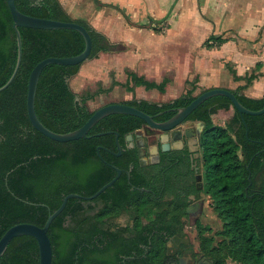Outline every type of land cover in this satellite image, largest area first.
I'll return each mask as SVG.
<instances>
[{
    "label": "trees",
    "instance_id": "16d2710c",
    "mask_svg": "<svg viewBox=\"0 0 264 264\" xmlns=\"http://www.w3.org/2000/svg\"><path fill=\"white\" fill-rule=\"evenodd\" d=\"M15 1L17 8L29 16L76 22L86 27L93 43L90 60L115 47L88 22L74 20L59 0ZM164 21L151 20L155 25ZM20 32L22 63L12 84L0 93V240L17 224L44 227L49 215L61 206L67 195L92 196L116 174L100 160L97 152L99 146H115V135L61 143L37 131L28 115V83L33 69L47 58L81 54L85 49L83 36L74 30L21 28ZM226 41L223 36H210L204 45L207 48L219 47ZM17 55L12 14L7 0H0V88L11 78ZM81 67L49 65L41 74L36 113L40 121L55 133L65 134L84 126L95 112L90 110L88 102L95 101L106 92L99 90L81 96L75 93L70 80ZM254 79L252 75L248 83ZM167 84V79L158 84L130 74L126 88L131 91L135 87H145L165 93ZM195 89L193 87L180 98L162 105L144 100L125 104L153 116L157 122L166 121L175 115L170 109L186 107L195 100ZM244 89L232 92L247 109L261 110L264 99L247 97L241 93ZM231 108L233 104L228 98L217 96L203 103L189 117L206 124L202 148L208 164L207 193L211 195L214 210L223 223L220 235L224 240L211 249L208 247L213 242L204 237L209 228L197 224L202 235L200 246L223 264L226 259L240 264H264V114L241 116L233 108L234 114L225 125L214 123V115ZM143 126L145 122L139 118L111 115L97 123L88 135L118 132L119 141L124 146L127 136ZM100 153L104 159L119 167L129 168L128 163H131L134 173L141 169L135 149L124 152L125 161L103 150ZM111 157L115 162L110 160ZM132 186L126 177L124 181L118 180L96 198L95 201L112 198L113 201L103 208L89 206L86 209L82 205L87 204L86 201L70 199L48 231L53 247L52 264H108L105 261L107 250L115 252L118 260L119 254L126 257L136 251L138 255L145 254L155 261L158 253L166 249L165 240H158L156 231L167 230L157 226L154 220L155 206L150 194L135 188L132 190ZM141 186L149 188L148 185L138 187ZM122 212L132 216L129 225H108L105 219L120 216ZM132 236L138 238L135 240ZM0 264H40L36 239L31 236L13 239Z\"/></svg>",
    "mask_w": 264,
    "mask_h": 264
},
{
    "label": "crops",
    "instance_id": "0c3cea01",
    "mask_svg": "<svg viewBox=\"0 0 264 264\" xmlns=\"http://www.w3.org/2000/svg\"><path fill=\"white\" fill-rule=\"evenodd\" d=\"M252 3L258 6L256 2L252 1ZM260 8V11H254L252 8L245 14L225 13L223 19H227L226 25H229L224 29L220 27L217 34L210 35L223 36L227 40L219 47L207 48L204 45L207 39L206 35L198 38L196 45L193 44L189 36V32L192 31L189 28V22L188 25L175 29L167 27L166 32L157 29L154 23V27L151 28L133 26V28L141 29L144 35L149 34V41L141 45H134L128 38L122 39L120 33L123 29L120 27L113 28V31L110 30V32L102 31L101 33L115 46L114 49L101 53L98 58L84 63L79 73L70 80V85L76 93L89 91L88 87L93 86L89 80L93 82L97 77H100V81H103L107 87H99L97 91H106L101 95L111 98L110 103L118 102V96L121 94L120 89H125L126 93L122 94L125 98L121 103L144 100L162 105L180 98L187 92L189 85H192V89L196 88L194 96H197L195 93H199L201 90L223 88L235 91L244 87L245 89L241 93L245 96L259 100L264 99V3L260 5ZM217 18L219 19L221 16ZM233 18H244L246 27L235 29ZM219 23L222 25L223 22L219 21ZM177 32L180 36L175 39ZM179 38L181 39L179 40ZM182 39L181 51L183 52L175 54V47L171 42L176 40L181 42ZM120 44L125 48L120 49ZM133 48H137V50L133 51ZM125 61L127 64H124ZM144 66H149L151 72L147 73ZM231 71L239 78L238 80L235 79ZM223 72L226 74L228 72L230 76L227 74V77H223ZM130 74H136L158 84L167 79L165 93L147 90L145 87H135L129 91L126 84ZM252 75L255 76V79L248 83V79ZM106 77L108 78L107 82H105ZM174 86V94L170 95ZM140 88H144L147 92L157 91L159 94L150 95L141 92ZM164 97H167L165 101L162 99ZM168 99L171 101H167ZM219 112L228 111L221 110Z\"/></svg>",
    "mask_w": 264,
    "mask_h": 264
},
{
    "label": "flooded vegetation",
    "instance_id": "af4514ba",
    "mask_svg": "<svg viewBox=\"0 0 264 264\" xmlns=\"http://www.w3.org/2000/svg\"><path fill=\"white\" fill-rule=\"evenodd\" d=\"M94 1L99 4V0ZM178 108H172L169 111L176 114L175 110ZM205 129L206 124L204 122L188 118L183 124L167 133L151 129L136 131L132 134L134 147L130 146L127 136L126 144L123 146L120 143L122 152L120 156L116 155L119 153L117 144L115 146L111 144L109 146H99L103 148L100 152L103 150L112 157L123 158L122 161H125L123 154L127 149L137 150L141 169L135 173L134 166L131 163H128L129 168L119 167L104 159L102 155V158L98 156L109 168L113 169L112 166H114L122 170L119 180L124 181V177H126L127 182L133 185L132 190L134 188L137 190L146 189L155 206L154 220L157 222V226L165 227L167 230L156 231L157 239L165 240L166 249L164 252L158 253L155 261L147 258L145 254L138 255L136 251H132V254L126 257L119 254L118 258L120 259L118 260L115 252L107 250L105 261L108 264H125L127 261L132 262L131 264H223L212 257V254L203 250L200 245L197 247L193 243H189V237L184 235L187 226L197 228V224L203 225L200 221L204 214L206 198H211L213 203L206 187L208 164L202 148V137ZM140 139L145 140L143 157L139 156L140 148L137 146V141ZM112 157L110 160L115 162ZM107 175L111 176L113 174ZM136 184L148 185L149 188L146 186L138 187L139 185ZM95 200L86 201L87 204L82 205L86 209L89 206L103 208L107 203L113 201L111 197H107L102 201ZM123 201L126 202V200ZM164 203H167L168 208L160 210L165 205ZM128 204L131 205V201H128ZM129 205L128 207H131ZM125 214L128 216L129 221H132L130 214L127 212L121 213V215ZM117 217H108L105 220L108 225L114 224L122 227L129 225V223L126 225L118 223L116 221ZM132 237L135 240L138 238L137 236ZM106 246L108 247V244Z\"/></svg>",
    "mask_w": 264,
    "mask_h": 264
},
{
    "label": "rangeland",
    "instance_id": "374dc122",
    "mask_svg": "<svg viewBox=\"0 0 264 264\" xmlns=\"http://www.w3.org/2000/svg\"><path fill=\"white\" fill-rule=\"evenodd\" d=\"M59 1L74 20H83L88 22V24L100 32H110V30L113 31V28L120 27L123 29V31L120 33V37L124 40L127 38L130 39V42L134 45L147 43L149 41V34L144 35L141 29L133 28V26L143 28L154 27V25L151 23L152 19L160 21L161 19L166 18L163 24L156 25V28L163 32H166L169 28L175 29L176 27L185 26L186 24L188 25L189 22V28L192 29V31L189 32V36L192 43L196 45L199 40L198 38L206 35L208 39L210 35L217 34L220 30V27L224 29L229 25H226L228 20L223 19L225 13H235V15L240 13L245 14V12L250 11L252 8L254 11H260V5L264 3V0H99V4H96L97 2L94 0ZM252 1L256 2L258 6L252 3ZM220 16L221 18L218 19L217 17ZM219 21L221 23L223 22L222 25L219 23ZM232 21L235 24V26L233 25L236 27L235 29L246 27L244 26V18H233ZM178 32L175 39H178L180 36ZM180 39L181 38H179V40ZM182 41L183 39L181 42H178V40L172 42L170 41L172 44H174L175 54H180L183 52L181 51ZM121 44L119 45V48H125V46ZM135 50H137V48H133V51ZM124 64H127V61H125ZM147 64L150 65L149 62H147ZM144 67L147 73L148 71L151 72L149 66ZM227 74L229 75L228 72ZM227 74L223 72V77H227ZM100 80V77H97L95 80H93V82L89 80V83H92L93 86L88 87L87 90L90 92H96L99 87H107L104 85V82ZM107 80L108 78L106 77L105 82H107ZM96 82H98L97 85ZM140 89L141 92H145L150 95L156 96V94H159L157 91L147 92L144 88ZM174 89L175 86L171 89L170 95L174 94ZM189 89H192V85L187 87V90ZM89 91H80V93L77 94L82 95ZM120 91L121 94L118 96L119 101L115 103H121L125 98L123 95L126 93V90L120 89ZM202 91L203 90L195 94L198 96ZM167 97L162 99L165 101ZM110 101L111 98L101 95L96 98L95 101L88 102V106L91 111H96L105 105L111 104ZM167 101H171V99H168ZM233 114V108H231L228 112H218L213 116V121L215 124L223 126L229 121ZM142 129L147 128L143 126ZM164 204L165 205L163 206L165 207L163 209L168 208L166 205L167 203ZM116 221L125 225L131 223L126 214L118 216ZM200 222L210 228L208 233H204V237L210 239L213 242L210 247L207 246L208 248L211 249L213 246H217L224 240V238L220 235L223 231V223L218 218L214 210L212 200L209 197L206 198L205 210ZM185 230L186 232L184 235L189 237L188 242L193 243L194 246L198 247L202 238V235L199 233L198 229L195 226L189 225ZM225 264L240 263L232 261L231 259H226Z\"/></svg>",
    "mask_w": 264,
    "mask_h": 264
},
{
    "label": "water",
    "instance_id": "95a60500",
    "mask_svg": "<svg viewBox=\"0 0 264 264\" xmlns=\"http://www.w3.org/2000/svg\"><path fill=\"white\" fill-rule=\"evenodd\" d=\"M40 1V0H34ZM10 12L13 18V28L16 33L17 37V45H18V55H17V62L14 69V72L9 79V81L0 88V93L5 91L14 81L17 76V73L20 69L22 58H23V41L22 35L20 32L21 28H28V29H39V30H74L80 33L84 40H85V49L84 51L73 57L67 58H47L41 61L37 66L33 69L28 83V96H27V110L29 119L33 125V127L39 131L44 136L61 143H68L73 142L81 139H88L92 137H101L105 135H115L116 136V144L119 150V153L116 154L117 156L121 155V147L119 142V133L118 132H105L95 134L93 136H89V132L92 128L99 123L104 118L111 116V115H128L139 118L145 122V127L147 129L160 131L162 133H167L173 131L178 126L183 124L191 114L200 107L203 103L212 99L217 96H223L228 98L232 104L233 108H235L241 116L250 115V116H260L264 114V107L258 111H252L247 109L237 98L235 93L231 90L223 89V88H214L209 89L200 95H198L194 101H192L188 106L178 108L175 110L176 114L171 117L169 120L165 122H157L155 121L154 117L143 112L142 110L131 106L125 103H111L99 108L97 111L94 112L92 117L82 126L81 128L65 133L59 134L49 130L39 119L36 113V95L38 84L40 81V77L42 72L46 67L49 65H61V66H77L83 65L84 63L90 61V55L92 52V38L90 32L86 27L76 22H63V21H56L51 19L39 18L29 16L27 14L22 13L16 6L15 0H7ZM79 98L76 99L78 101ZM163 114V113H162ZM203 125V124H202ZM165 135V134H164ZM127 141L130 142V146L134 147V137L130 134L127 138ZM164 141V139H163ZM145 145V140L140 139L137 141V146L140 148L139 156L143 157V147ZM103 149L102 147L97 148L98 155L101 157L100 150ZM102 158V157H101ZM113 169L117 172V175L107 184H105L101 189H99L95 194L92 196H83L79 194H69L67 195L61 206L53 213H51L48 217V220L44 227H40L30 223H21L13 226L10 228L0 240V260L4 256L5 252L8 249L10 242L22 236H31L36 239L39 247L40 253V264H52L53 260V247L51 243V239L48 235L49 228L52 222L65 210L68 201L70 199H79L84 201H93L98 198L101 194L106 192L110 187H112L121 177L122 170L117 167L112 166ZM129 174V172H127ZM250 185H251V176L249 177ZM142 192H146V189H138Z\"/></svg>",
    "mask_w": 264,
    "mask_h": 264
}]
</instances>
